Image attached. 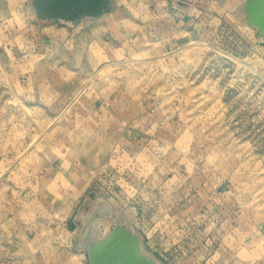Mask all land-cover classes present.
<instances>
[{
	"label": "rangeland",
	"instance_id": "374dc122",
	"mask_svg": "<svg viewBox=\"0 0 264 264\" xmlns=\"http://www.w3.org/2000/svg\"><path fill=\"white\" fill-rule=\"evenodd\" d=\"M242 1L117 0L74 25L0 0V264H89V229L119 220L162 264H264Z\"/></svg>",
	"mask_w": 264,
	"mask_h": 264
},
{
	"label": "water",
	"instance_id": "95a60500",
	"mask_svg": "<svg viewBox=\"0 0 264 264\" xmlns=\"http://www.w3.org/2000/svg\"><path fill=\"white\" fill-rule=\"evenodd\" d=\"M83 5L84 2H79L75 8L81 10ZM244 9L248 22L255 24L258 31L264 34V0H244ZM34 10L39 18L53 15L55 18L69 19L73 16L70 13L64 16L61 9L52 12L48 7H45L42 0H38ZM69 10L73 9L69 8ZM84 247L87 251L89 264H162L141 251L138 233L122 223H116L102 238H86Z\"/></svg>",
	"mask_w": 264,
	"mask_h": 264
},
{
	"label": "bare ground",
	"instance_id": "6f19581e",
	"mask_svg": "<svg viewBox=\"0 0 264 264\" xmlns=\"http://www.w3.org/2000/svg\"><path fill=\"white\" fill-rule=\"evenodd\" d=\"M116 1L117 0H96V1L94 0H91V1L89 0H42L45 7H48L52 12L57 9H61L63 11L64 16L66 14L68 15V13H70V15H73V16L67 19L65 17L55 18L53 15H51L45 18H40V19L63 21L65 24L70 23V24L77 25V24H80L81 22L91 21L93 19H97L103 16V14L111 10L113 5H115ZM35 2L37 3L38 0H31L30 2V5L33 9L35 8V4H36ZM79 2H84V5H83L84 7L81 10H77L75 8L76 4ZM69 8H72L75 12L73 10H69ZM240 11L242 12L244 23L253 27L257 33V36H261L263 38L262 42L264 43V34L260 33L258 31V27L255 24H250L246 18V11L244 9V1H242V4L240 5ZM118 223L128 225L135 233H137L134 230V228L131 227L130 224L126 220L124 221L119 220ZM88 233H89V236H88L89 238H95V239L102 238L107 234L106 233V234L101 235L100 237H97L92 229H89ZM140 249L141 251H143L144 253H146L147 255L155 259L156 261H158L154 256H152L150 253L144 250L142 243H141V238H140Z\"/></svg>",
	"mask_w": 264,
	"mask_h": 264
},
{
	"label": "crops",
	"instance_id": "0c3cea01",
	"mask_svg": "<svg viewBox=\"0 0 264 264\" xmlns=\"http://www.w3.org/2000/svg\"><path fill=\"white\" fill-rule=\"evenodd\" d=\"M71 220V219H70Z\"/></svg>",
	"mask_w": 264,
	"mask_h": 264
}]
</instances>
